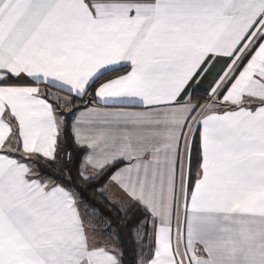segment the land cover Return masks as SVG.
Returning <instances> with one entry per match:
<instances>
[{"label": "snow or ice", "instance_id": "6c2138e0", "mask_svg": "<svg viewBox=\"0 0 264 264\" xmlns=\"http://www.w3.org/2000/svg\"><path fill=\"white\" fill-rule=\"evenodd\" d=\"M0 264H264V0H0Z\"/></svg>", "mask_w": 264, "mask_h": 264}]
</instances>
